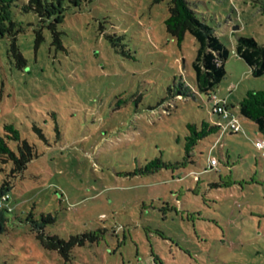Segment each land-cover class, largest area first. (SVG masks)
I'll return each instance as SVG.
<instances>
[{
  "label": "rangeland",
  "instance_id": "rangeland-1",
  "mask_svg": "<svg viewBox=\"0 0 264 264\" xmlns=\"http://www.w3.org/2000/svg\"><path fill=\"white\" fill-rule=\"evenodd\" d=\"M26 1L12 7L24 66L0 37V137L12 126L36 156L14 178L0 162V264H264V134L238 110L264 75L237 55L241 37L264 45V0H188L228 50L210 95L194 90V38L166 30L167 0H64L61 48ZM212 96L240 131L186 153L187 124L222 123ZM38 233L73 239L68 258Z\"/></svg>",
  "mask_w": 264,
  "mask_h": 264
},
{
  "label": "trees",
  "instance_id": "trees-1",
  "mask_svg": "<svg viewBox=\"0 0 264 264\" xmlns=\"http://www.w3.org/2000/svg\"><path fill=\"white\" fill-rule=\"evenodd\" d=\"M17 2L18 0H0V37L5 35L11 37V51L18 62V67L21 68L25 65V60L16 46V36L20 30L16 28V23L12 20V7ZM21 9L23 12H32L37 15L40 22L51 31L52 43L56 48H61L60 33L56 27L64 20V0H27ZM167 13L164 22L166 30L175 38L178 45L183 41L186 33L194 38L197 44L196 56L192 62L194 90L199 94L210 95L215 86L225 77L224 61L228 57V50L215 35L213 29L197 18L188 0H167ZM42 39L40 32H37L36 43ZM237 55L250 68L253 77L264 75V45H259L252 37H241L238 39ZM178 95L186 96L187 92L182 93L179 90ZM238 110L241 116L256 125L258 132L264 134V91H248L239 102ZM212 115L218 119L217 115ZM216 123L202 121L199 126L187 124L185 152L190 153L194 146L205 137L220 133V126ZM4 129L10 135L0 137V162L11 163L9 175L14 178L26 169L27 164L36 155L33 147L27 141L20 140L18 132L12 126H5ZM34 130L40 134L39 130L35 128ZM40 137L44 139L41 134ZM8 140L17 142L16 151L8 146ZM154 164H156L155 161L150 162L151 166ZM152 168L154 167H148L146 172H150ZM157 168L160 166L158 165ZM214 186L219 187L217 184ZM7 188L10 190L11 183L5 180L0 188V197L5 194L8 195ZM4 210L6 209L2 208V211ZM47 217H41L43 223L52 221ZM37 237L43 247L58 251L64 259L68 258L74 243L73 239L65 242L57 237H45L41 233H38Z\"/></svg>",
  "mask_w": 264,
  "mask_h": 264
},
{
  "label": "built area",
  "instance_id": "built-area-1",
  "mask_svg": "<svg viewBox=\"0 0 264 264\" xmlns=\"http://www.w3.org/2000/svg\"><path fill=\"white\" fill-rule=\"evenodd\" d=\"M211 100L214 101L212 107V114L217 115L218 119L222 121V123L219 121L216 123V125L220 126V131L230 130L234 133L239 132L240 125L238 119L235 116L231 115V113H229V111L227 110V106L224 103L220 104L216 100L215 96H212ZM254 146L258 150H263L264 141L257 140L255 141ZM262 156L264 157V152L262 153ZM215 166H217V161L214 158H211L209 160V167L212 169ZM8 199L9 197L6 194L0 197V209L7 204Z\"/></svg>",
  "mask_w": 264,
  "mask_h": 264
}]
</instances>
